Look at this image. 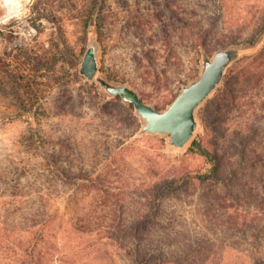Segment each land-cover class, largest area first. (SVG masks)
I'll return each mask as SVG.
<instances>
[{
	"label": "rangeland",
	"instance_id": "374dc122",
	"mask_svg": "<svg viewBox=\"0 0 264 264\" xmlns=\"http://www.w3.org/2000/svg\"><path fill=\"white\" fill-rule=\"evenodd\" d=\"M19 8L8 17L0 0V264H16L31 237L38 264H136L123 244L145 213L153 221L136 242L156 259L146 264H264V80L241 82L231 105L221 78L196 107L190 139L173 147L166 133L138 134L144 120L97 79L163 110L200 76L203 57L261 46L247 40L264 0H20ZM91 42L98 66L87 79L78 66ZM194 136L221 154L224 178L149 207L155 181L211 172L190 147Z\"/></svg>",
	"mask_w": 264,
	"mask_h": 264
},
{
	"label": "trees",
	"instance_id": "16d2710c",
	"mask_svg": "<svg viewBox=\"0 0 264 264\" xmlns=\"http://www.w3.org/2000/svg\"><path fill=\"white\" fill-rule=\"evenodd\" d=\"M258 39L262 42L261 46L256 48V50L250 54L235 58L223 74L222 78L224 84L220 89V94L224 100L228 101V104L233 105L236 103V92L241 82L259 85L261 84V81L264 80V12L260 16L255 28L250 32L247 41L248 43H253ZM201 40L203 39L201 38ZM201 43V45H204L203 41ZM176 95H174V97ZM113 97L121 100L118 95H114ZM126 108L130 115L131 112H134L132 104L128 102H126ZM135 117L136 116L132 115L130 118L135 120ZM190 147L200 152L212 163L211 172L208 174H201L199 172L185 170L181 172L179 171L172 176L163 178L162 180L155 181L147 187L148 199L146 201H148L149 207L154 209L156 206L160 205L163 198H165L169 193H173L177 190L186 191L187 187L193 186L195 183L208 181L207 179H211L216 182L222 181L221 178L224 177L219 174L221 154H219L216 150H210L202 141V138H197V136L192 138ZM223 187L227 192L231 191V189H227V186L224 183ZM152 221V213H145L138 216L136 220H133L128 225L130 235L126 238L127 244H123V247L127 249V254L131 255L132 260L136 264H146L151 261H156L151 253L140 252L138 248L139 245L136 242L142 238V236H139V229H147ZM132 239H134L136 243ZM36 242L37 238L31 237L27 242V251L17 253L18 259L12 260L16 264H38V261L34 260ZM130 244L133 245V250L128 247ZM153 264H155V262H153Z\"/></svg>",
	"mask_w": 264,
	"mask_h": 264
},
{
	"label": "water",
	"instance_id": "95a60500",
	"mask_svg": "<svg viewBox=\"0 0 264 264\" xmlns=\"http://www.w3.org/2000/svg\"><path fill=\"white\" fill-rule=\"evenodd\" d=\"M96 51L97 45L89 43L78 66L80 73L87 79L93 78L97 70ZM237 56L238 50L229 47L217 49L211 58L203 57L200 76L183 86L163 110L144 102L137 91L129 86L113 84L101 77L97 79L109 94L118 95L123 101L132 104L136 113L144 120L138 134L166 133L171 146L182 147L196 128V107L220 82L224 70Z\"/></svg>",
	"mask_w": 264,
	"mask_h": 264
},
{
	"label": "bare ground",
	"instance_id": "6f19581e",
	"mask_svg": "<svg viewBox=\"0 0 264 264\" xmlns=\"http://www.w3.org/2000/svg\"><path fill=\"white\" fill-rule=\"evenodd\" d=\"M3 1L8 8V15H7L8 17L16 14L19 11L20 0H3Z\"/></svg>",
	"mask_w": 264,
	"mask_h": 264
},
{
	"label": "built area",
	"instance_id": "2783aa9c",
	"mask_svg": "<svg viewBox=\"0 0 264 264\" xmlns=\"http://www.w3.org/2000/svg\"><path fill=\"white\" fill-rule=\"evenodd\" d=\"M31 29H32V28L29 26V27H28V30H27V32H28V31L30 32V31H31Z\"/></svg>",
	"mask_w": 264,
	"mask_h": 264
}]
</instances>
